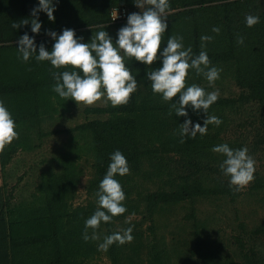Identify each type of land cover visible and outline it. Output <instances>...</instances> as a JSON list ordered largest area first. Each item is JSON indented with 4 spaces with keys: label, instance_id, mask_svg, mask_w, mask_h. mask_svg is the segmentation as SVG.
<instances>
[{
    "label": "trees",
    "instance_id": "16d2710c",
    "mask_svg": "<svg viewBox=\"0 0 264 264\" xmlns=\"http://www.w3.org/2000/svg\"><path fill=\"white\" fill-rule=\"evenodd\" d=\"M52 2L55 20L50 21L46 13L39 12L42 26L39 34H35L30 22L21 24L18 29H12L11 24L24 19L31 21V10L38 7L39 0H0V101L11 113L19 137L0 153V172L4 176L0 185V264H83V259L97 250L94 240L85 242L82 238L85 221L95 212L94 203L74 205L71 202L81 181L83 170L78 165L83 148L89 150L85 154L91 156L88 162L95 169L94 178L86 183L87 192L95 196L107 173L110 156L116 150L126 157L130 169L129 174L114 177L125 195L128 190L124 184L132 173L141 169L144 160H158L157 168L166 170L172 176L171 183L178 184V188L171 191L147 194L149 212L207 195L201 185L202 178H199L206 169L219 180L221 194L232 199L240 195L230 188L229 177L223 174L222 162L213 156L212 149L221 145L223 139L220 136L226 135L228 130H233V138L229 139V147L233 150L247 147L251 156L264 145V0H169L168 28L161 51L170 36H182L184 48L190 47L193 57L206 51L211 62L209 67L220 69L223 77L211 86L203 75L190 69L186 87L196 84L206 92H212L215 85L217 88L223 86L228 78L234 84V95L218 97L208 109V115L218 117L222 123L218 127L210 124L206 135L197 134L195 139L185 137L184 143H180V125L191 119L193 126L196 123L203 126L206 115L203 110L193 111L191 107L185 109L188 117H177L174 111L172 115L168 114L171 103H164L161 95L153 94L151 82L146 77L147 72L162 67V59L146 66L134 58H125L126 67L138 82L137 91L127 105L85 107L84 122L63 131L44 130L47 119L58 118L69 106V100L61 99L53 91L56 81L52 73L72 69H55L48 61L37 62L34 56L23 62L18 59L19 38L25 33L34 37L37 54L41 43L49 52L52 50L55 41L46 34L48 31H55L58 36L64 29H72L78 40L83 37L80 42L90 43L92 36L105 30L115 43L118 39L116 31L125 25L128 17L123 22L112 23V8L125 7L128 16L141 12L134 0ZM249 14L259 17V23L251 28L245 21ZM214 27L220 28L219 34L212 31ZM203 35L212 36L213 40L202 49L200 37ZM239 37H243V44L237 43ZM172 102L178 103L179 96ZM232 113L245 118L232 126ZM65 132L70 133V145L48 160L47 150H44L46 141L50 136ZM18 155L38 161L37 168L44 170L37 186L38 193L27 194L20 186L29 169L27 163L15 183H10L12 176L7 170L18 161ZM172 162L176 169L170 171L167 165ZM44 164L48 167L40 168ZM221 176L225 180L217 178ZM254 177L250 189L264 188L256 171ZM125 203L122 202L123 206ZM148 229L152 233L155 225L150 224ZM90 232L91 229L89 235ZM245 239L234 236L229 246L234 247L235 254L244 259V264H264V226L252 231L248 240ZM208 248L198 235L190 248V256L201 260L207 256L205 263L209 264L216 253L208 252L207 255L205 250ZM109 250L118 261L115 244ZM162 257L159 252L155 253L151 264H163Z\"/></svg>",
    "mask_w": 264,
    "mask_h": 264
},
{
    "label": "clouds",
    "instance_id": "9594fccd",
    "mask_svg": "<svg viewBox=\"0 0 264 264\" xmlns=\"http://www.w3.org/2000/svg\"><path fill=\"white\" fill-rule=\"evenodd\" d=\"M134 3L141 12L128 16L127 25L119 29L115 43L105 30L92 36L90 43L80 42L83 37L78 40L72 29H64L58 36L55 31H48L46 34L55 41L52 50L49 52L41 43L37 54L34 37L25 33L18 40V59L26 63L34 56L37 62L48 61L55 69L71 68L72 71L52 73L56 81L53 91L61 99H71L77 105L84 106H93L105 99L112 107L127 105L138 88L137 79L126 67L125 58H134L146 66L162 59V67L147 72L146 77L151 82L153 94L161 95L164 103H171L168 114L172 115L174 111L177 117H188L185 109L191 107L193 111L203 110L206 115L203 126L199 123L193 126L191 119H186L180 125V143L185 142V137L195 139L197 134L206 135L210 124L218 127L222 123L218 117L208 115V109L218 100L219 91L206 92L196 84L186 87V79L191 69L197 75H203L209 85L214 86L215 81L220 78L221 70L209 67L211 62L206 51H201L198 56L193 57L192 49L184 48L182 36H170L166 47L161 51L163 37L168 28L166 20L169 0H134ZM54 11L52 0H39L38 7L31 10V21L24 19L20 23L13 22L11 28L18 29L21 24L28 25L30 22L32 33L39 34L42 25L38 13L44 12L50 21H54ZM245 21L247 27L251 28L259 23V17L249 14ZM212 31L219 34L220 28L214 27ZM200 39L203 49L213 37L203 35ZM237 43L243 44V37H239ZM177 95L179 102L173 103V98ZM15 129L16 123L11 113L3 101H0V153L19 138ZM212 151L226 157L220 168L223 174L229 177V186L235 192L244 190L254 181L256 161L248 154L247 147L233 150L227 144H221L213 147ZM110 160L107 173L96 193L97 209L85 221L82 234L85 242L100 239L97 229L101 223H109L113 217L127 211L122 204L125 193L114 177L117 174H129L128 161L119 150L111 154ZM132 232L133 228L129 227L106 236L99 244L98 250L106 252L113 244L131 243L134 239Z\"/></svg>",
    "mask_w": 264,
    "mask_h": 264
},
{
    "label": "rangeland",
    "instance_id": "374dc122",
    "mask_svg": "<svg viewBox=\"0 0 264 264\" xmlns=\"http://www.w3.org/2000/svg\"><path fill=\"white\" fill-rule=\"evenodd\" d=\"M169 13L170 11L167 14ZM111 25L116 26L118 24ZM126 25L127 21L124 26ZM115 29L117 28L115 27ZM119 29L117 30L119 31ZM118 31L116 32L118 33ZM222 78L220 72L218 83ZM233 85V81L228 78L223 86L217 88L215 85L213 90L219 91V97L231 96L234 95ZM68 103L67 112L64 108L58 118L47 119L48 124L44 122V130L58 129L63 131L84 122L86 116L83 109L89 106L77 105L71 99ZM109 104L105 99H102L93 106H108ZM88 117L92 118L94 116L89 115ZM244 118L245 116L232 113L230 115L231 125L237 126L238 122ZM228 131L226 135L221 134L220 139H223L221 144L229 146V139L233 138V130L232 132ZM48 139L44 147V150H47L46 157L48 160L55 153L64 151L71 143V136L68 132L50 136ZM36 140L40 141L38 138ZM81 152L83 153L78 166L83 171L81 181L77 185L76 194L71 202L74 205L94 203L96 211L98 198L95 194H89L86 186V183L94 178L95 169L91 168L88 162L91 160V156L85 154L89 150L83 148ZM214 155L218 162H223L226 158L220 153L213 152ZM251 157L256 161L255 168L260 181L264 182V145ZM204 158L203 162H206ZM17 159L18 161L7 170L12 176L10 183H15L17 176L25 168L24 164L27 163L29 169L26 170L27 175L21 180L20 186L27 194L38 193L37 186L41 183V174L44 170L38 169L36 164L38 161L35 162L32 158L18 155ZM158 163V160H144L141 169L131 174L129 181L124 184V187L128 190L124 200L126 202L124 207L127 211L120 216L113 217L109 223H101L99 229H97L100 239L94 240L97 250L92 253V256L83 259V264H114V262L116 264H151L157 252L164 256V258L162 257L163 264H206L207 256L202 260L190 256V248L196 243V236L198 237V235L200 239L207 243V248L208 242H210L208 249L213 250L206 249L205 251L207 255L211 252L216 253L215 256H212L214 264H244V259L235 254L234 247L229 246V244L234 236H243L247 238L245 240H248L252 231L264 226V188L250 189L252 186V183H250L244 190L238 192L240 195L232 199L227 194H221L219 180L206 169L199 174V178H202L201 185L207 195L180 201L176 204L164 205L155 209V211L149 212L146 208L147 194L163 190L171 191L178 188L176 182L171 183L172 176L166 170L160 171L157 168ZM167 166L170 171L176 169L174 162ZM45 167H48V164H44L40 168ZM180 172L179 169L178 173ZM3 178L4 176L0 172L1 184ZM217 178L225 180L222 176ZM150 224L155 225V230L152 233L148 229ZM129 227L133 228L132 235L134 239L131 243L124 245L115 244V247L118 248L116 254L118 261H115L111 256L109 249L106 252L98 250L99 244L103 242L106 236ZM196 232L198 235L195 234ZM212 261L209 264H213Z\"/></svg>",
    "mask_w": 264,
    "mask_h": 264
},
{
    "label": "built area",
    "instance_id": "2783aa9c",
    "mask_svg": "<svg viewBox=\"0 0 264 264\" xmlns=\"http://www.w3.org/2000/svg\"><path fill=\"white\" fill-rule=\"evenodd\" d=\"M128 14L129 12L127 8L122 7V6H116L112 8L110 12V18H111L112 23H120V22H123L128 17Z\"/></svg>",
    "mask_w": 264,
    "mask_h": 264
},
{
    "label": "crops",
    "instance_id": "0c3cea01",
    "mask_svg": "<svg viewBox=\"0 0 264 264\" xmlns=\"http://www.w3.org/2000/svg\"><path fill=\"white\" fill-rule=\"evenodd\" d=\"M0 185H1V182H0Z\"/></svg>",
    "mask_w": 264,
    "mask_h": 264
}]
</instances>
